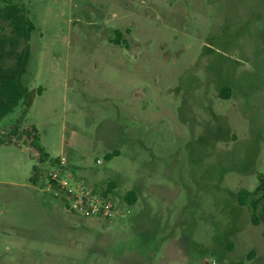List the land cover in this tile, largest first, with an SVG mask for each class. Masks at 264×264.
<instances>
[{"label":"rangeland","instance_id":"374dc122","mask_svg":"<svg viewBox=\"0 0 264 264\" xmlns=\"http://www.w3.org/2000/svg\"><path fill=\"white\" fill-rule=\"evenodd\" d=\"M8 4L35 30L0 127V264H26L8 239L35 264H264V0ZM49 173L120 215H75Z\"/></svg>","mask_w":264,"mask_h":264},{"label":"trees","instance_id":"16d2710c","mask_svg":"<svg viewBox=\"0 0 264 264\" xmlns=\"http://www.w3.org/2000/svg\"><path fill=\"white\" fill-rule=\"evenodd\" d=\"M34 30L33 23L17 5L8 4L0 8V121L10 114L27 94L22 79L27 70L30 57L29 41ZM33 146L40 157H48L38 144L34 142ZM248 195L246 192L239 193L241 205H244ZM125 200L129 206L134 205V193H130ZM256 203L257 200H250L252 210H255Z\"/></svg>","mask_w":264,"mask_h":264},{"label":"built area","instance_id":"2783aa9c","mask_svg":"<svg viewBox=\"0 0 264 264\" xmlns=\"http://www.w3.org/2000/svg\"><path fill=\"white\" fill-rule=\"evenodd\" d=\"M60 165L64 166L63 157L60 159ZM48 179L53 184L47 185L45 190L50 191L56 189L58 193L63 192L66 199L69 201V209L75 215L81 218L94 219H111L120 215V210L117 209L112 200L105 198L101 193L93 190L82 184H74L60 177L59 174L49 173Z\"/></svg>","mask_w":264,"mask_h":264},{"label":"crops","instance_id":"0c3cea01","mask_svg":"<svg viewBox=\"0 0 264 264\" xmlns=\"http://www.w3.org/2000/svg\"><path fill=\"white\" fill-rule=\"evenodd\" d=\"M19 105V104H18ZM18 107V106H17ZM17 107L10 113V114H8L5 118H3L1 121H0V127L2 126V125H4V124H7L6 123V121H5V119L6 120H9V118L11 117V116H13V112L17 109ZM20 149V148H19ZM31 150H34V148L32 147L31 148ZM21 152V151H20ZM34 152H35V150H34ZM33 152V156L36 158V164L34 165V167L36 168L37 167V163H39V161L37 160V153L35 152L34 153ZM44 152H46L49 156H51L52 157V155L51 154H49L47 151H45L44 150ZM33 167V168H34ZM30 180H31V178H30ZM1 239V238H0ZM9 241H12V239H8L7 240V242H5V244L6 243H8L10 246H12L13 247V251L11 252V254H14V259L15 260H19V259H21V260H24L25 261V263L26 264H35L34 263V259H32V258H30V256L27 254V253H23V252H21L22 250H24V248H25V246H26V244H25V242L24 241H13V242H9ZM12 243V244H11ZM20 252V253H19ZM24 252H25V250H24Z\"/></svg>","mask_w":264,"mask_h":264}]
</instances>
